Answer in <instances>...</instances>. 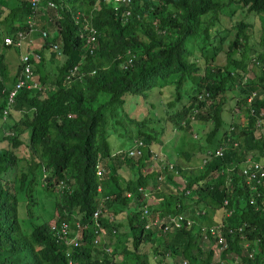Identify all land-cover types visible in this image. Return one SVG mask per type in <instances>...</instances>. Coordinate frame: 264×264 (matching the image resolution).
<instances>
[{
	"label": "trees",
	"instance_id": "1",
	"mask_svg": "<svg viewBox=\"0 0 264 264\" xmlns=\"http://www.w3.org/2000/svg\"><path fill=\"white\" fill-rule=\"evenodd\" d=\"M231 3L240 5L254 21L256 15L261 19L264 14V0H55L54 9L42 12L32 32L36 45L19 53L40 56L37 62L30 60L31 78L37 87L21 88L14 96L5 121L12 120L8 126L13 136H2L0 131V264H130L121 255L116 260L101 233L104 229L114 241L124 237L120 254L130 256L131 264H181L183 260L210 264L218 254L225 259L230 253L243 264H264V210L248 204V191L240 176L247 154L264 168V41L260 49H252L248 41L252 23L238 21L229 27L223 23H230L223 12ZM28 14V0H17L4 12L0 10V49L22 47L23 42L19 48L14 43L5 45L2 38L7 35L14 42L17 31L25 35ZM41 30L46 32L45 38H41ZM221 31H234L225 51L217 50V42L226 40ZM88 37L92 40L87 41ZM195 41L202 43L197 53ZM52 44L57 46L51 57L55 70L47 83L43 51H51ZM206 45L212 50L209 54ZM219 52L221 60L215 59ZM55 56L62 59L58 62ZM249 64L257 65L251 78L246 76ZM4 65L0 52V110L5 105L4 92L19 73L17 62L16 74L8 83ZM165 82L174 96L171 101L156 100L154 106L165 107L161 109L173 127L188 128L196 119L212 123L201 147V164L192 169L172 165L165 158L152 165V154L157 153L154 129L145 125L147 120L141 114L133 119L124 111V106L144 105L152 94L162 97ZM234 90L245 118L230 133L237 145L228 147L221 157H206L205 151L218 144L219 128L227 124L222 106L230 97L225 94ZM150 106L153 112V103ZM120 111L134 123L132 136L123 134L132 145L141 142L138 156L127 157L126 152L109 146L107 136L122 128ZM24 132L27 160L11 151L22 144ZM182 154L186 159L189 156ZM21 162L25 165L16 179L24 194L27 232L18 223L19 201L13 182L6 181ZM123 164L133 170L134 178L124 173ZM96 165L102 169L98 176ZM171 170L181 178L182 186L171 181ZM162 172L165 184L171 187L159 190ZM32 184L50 193L51 214L46 218L39 214L41 205L36 208L37 190ZM149 188L154 193L142 196ZM172 188L175 190L170 192ZM256 190V203L264 207V178ZM224 199L231 216L222 222L212 219ZM145 203L151 217L180 214L192 223L164 233L156 226L145 227L141 217ZM96 208H100L98 225L91 218ZM114 208L124 212L121 221L113 220ZM196 208H204L205 214L194 215ZM213 221L241 227L232 233L221 228L227 248L220 253L216 238L201 232L202 226L209 228ZM62 223L74 233L59 240ZM241 235L248 242L256 240L255 244L249 243L245 250ZM146 246L152 252H143L141 247ZM251 249L252 258H248L245 253Z\"/></svg>",
	"mask_w": 264,
	"mask_h": 264
},
{
	"label": "rangeland",
	"instance_id": "2",
	"mask_svg": "<svg viewBox=\"0 0 264 264\" xmlns=\"http://www.w3.org/2000/svg\"><path fill=\"white\" fill-rule=\"evenodd\" d=\"M17 3V0H0V10L2 12H4L7 7L9 6H13ZM223 14L227 17L228 22H230L229 24L225 23V20L223 21V23L229 27L230 24H235L238 21H246L248 23H252V26L249 30L250 32V36H249V43L251 45L252 49L258 50L262 47L261 41H264V14L261 15V19H258L257 15H256V20L254 21L252 19V15H249L246 17L244 10L242 9V7L238 4L235 3H231L229 5H227L224 9ZM258 19V20H257ZM233 32L234 31H230L229 33L221 31L220 35H224L225 39L222 43H218L219 49H221V51H225L227 49V44L229 42L230 39H232L233 37ZM194 51L197 53L198 50V46H202V43L200 41H195L194 42ZM191 46V45H190ZM207 49H204L205 52L207 54L211 53V49L208 45H206ZM23 47H21L19 50L18 49H14L13 47H10L7 49V52L5 51V53L9 54L6 55V59L7 61H10V59L12 60H17L19 53L22 50ZM203 49V47H202ZM43 55L44 58L46 59V63H45V68H44V73L46 72L48 79H47V83H50L52 77H53V72L55 70V62L51 61V57H53L55 55L54 51H43ZM220 52L217 53L215 55V59L218 57L219 60L222 59L221 56H219ZM62 58L60 56H55L54 60H57L58 62L61 60ZM257 73V65L255 64H249L248 65V72L246 74L247 78H251L253 76V74ZM46 83V84H47ZM165 86H163L161 95H163L162 97H160L159 95L156 94H152L150 95V97L147 99L146 103L143 105H141L140 103H137L135 105L134 108H129L128 106H124V111L126 116H128L129 118H133L136 119L138 117L139 114H141L142 118H145L147 120V123H145V125H147L148 127H151L154 129V132L156 134V143H155V148H157L156 152L157 154V159L156 160H162V158L169 160V162L172 165H177L180 168L183 169H192L198 165L201 164V159L202 156L204 154V151H202L201 147L202 144L204 143V139H205V135L208 132V130L211 127V121L207 120V121H200V120H195V122L192 124V126H189L188 128H175L173 127V123L171 121V119L169 117L166 116V113L161 109V108H165L164 106L160 108L154 106V102L156 100L160 101L162 100L163 102L165 100L167 101H171V99L173 98L174 94L173 93V88L170 86L169 83H164ZM237 91H230L228 93L225 94V97H230V99H227L225 101V103L222 106V115L226 117L225 121L227 122V124H225L224 128H219L218 133V137H220L221 135H223V132L225 131V134H228L229 131L227 132V130H229V126H232V130L233 132L237 131V125H239L240 123H242V120L245 119L244 115L242 113V110L240 109L241 105H237L236 104V98H237ZM191 96V94H190ZM162 102V103H163ZM150 103H153V112L150 110L151 106ZM186 103V102H185ZM127 117L124 116V114H121L120 111V122L122 125V128L119 130V132L122 133V135H119L118 133H110L109 136H107L108 139V143L109 146L111 148V150H115V149H120V151L126 152V150L132 145V142L129 140V138L124 137L123 132H125L128 136H132V130H134V123H130L127 121L126 119ZM229 122V125H228ZM12 120L9 119L8 123L6 124L5 127H8V125H11ZM228 125V127H227ZM192 127V128H191ZM227 128V129H226ZM195 134V138L193 139L192 135ZM196 139V140H195ZM194 140V141H193ZM21 141L22 144L16 148H12L9 144H5L8 148H12L11 151L14 153L15 156H17L18 158H22V159H28V151L25 147V135H23L21 137ZM182 151L186 152L189 154L188 158L186 159L184 154H182ZM251 154H247L245 157L252 159L253 157L250 156ZM156 160H153V164L155 165ZM126 162V160H124ZM124 162V163H125ZM24 163L21 162L19 164V166L16 168L13 167V169L8 173V175L6 176V181L8 180L9 183H11L13 185L14 192H15V196L16 199L19 201L17 204V217H18V223L21 226V229L24 232L28 231V227L24 224L25 218L23 219L24 213H23V205L24 203L22 201H24V194L23 192H21L20 190H18L17 185H18V180L16 179V177L19 174L20 171V167L24 168ZM150 165L148 167V169L151 168ZM158 168H160L161 164H156ZM124 167V173L127 175H130L132 178H134L133 175V170H129V168L123 164ZM172 172V179L171 181L174 184H177L178 187L182 186V180L181 178L174 172V170H171ZM166 175V174H164ZM164 175L162 172V176H160V183L158 184V189L159 190H164L167 188H170L171 185L170 184H165L164 182ZM38 175L36 176V181L39 182L38 180ZM13 180V181H12ZM32 189L37 190L35 198L37 201V206L36 208H38L41 205V209L39 210V214L41 215V217L46 218L47 215L51 212V207H52V200L50 198V193L41 189L40 186H38V184H32L31 185ZM175 190V188H172L170 190V192H173ZM146 194H152L154 193L153 190H151L150 188L147 189L145 191ZM191 193V192H190ZM191 195V194H190ZM132 204V202L130 203ZM129 204V205H130ZM39 209V208H38ZM115 212L114 213V219L115 221H121L124 218V212L121 211L122 209H117L114 208ZM51 214V213H50ZM223 216V213L220 209L216 210L214 212V215H212V219L214 220H221ZM215 222V221H213ZM104 235H105V241L109 244V246H112V249L115 252V258L116 260H118V258H126L127 263H132V259L130 256H126L123 254H120V252L122 251L124 244H125V239L123 236H119L118 240L115 239L114 241V237H112L111 235H109L107 233V231L104 229ZM104 240V239H103ZM104 241V242H105ZM103 242V243H104ZM142 251L145 252L147 251L148 253L152 252V248L149 246L146 247H141ZM120 255L122 257H120Z\"/></svg>",
	"mask_w": 264,
	"mask_h": 264
},
{
	"label": "built area",
	"instance_id": "3",
	"mask_svg": "<svg viewBox=\"0 0 264 264\" xmlns=\"http://www.w3.org/2000/svg\"><path fill=\"white\" fill-rule=\"evenodd\" d=\"M117 1V0H116ZM124 2H128L129 0H122ZM28 8H29V14L27 15V18L24 20V24L28 27V31L25 33L28 34L31 31H35V21L37 18H39L38 13H40V16H42L45 11V9H54L55 8V0H28ZM41 11V12H38ZM75 19H78L77 16H75ZM25 35L20 32L17 31L16 32V40L14 42H12V38L5 35L2 38V41L5 45H10L12 43H14V45L16 47H20L21 43L24 41L25 39ZM40 36L41 38H45L46 37V32L44 30L40 31ZM92 37H88L87 41H91ZM52 51H55L57 46L56 44H52L50 46ZM39 55L37 53H33L30 52L29 53H24V54H20L19 55V59H18V68H19V73L16 77V80L13 84V86L8 90L5 91L4 95H5V105L2 109V114H1V118L4 120L6 118V114L8 109L12 106L13 101H14V96L16 95L17 91L20 90L21 88H26V89H30V88H36L37 87V83L35 81L32 80L31 75H32V70H31V62L30 60H34L35 62H37L39 60ZM74 68V67H73ZM248 100H250V96L248 97ZM232 127H230L231 129ZM3 134L5 135H12V133L10 131H3ZM262 134L264 135V130H262ZM227 140H229V138H227ZM231 144V147H236L237 142L236 141H231V143H229V145ZM141 146V142H135L132 146H130L127 150H126V155L127 157H134V156H138L140 155V147ZM224 147L223 146H217L212 148L211 150H206L205 151V156L209 157V156H213V157H221L222 156V152H223ZM153 159L156 160L157 158V153H153ZM206 159H203L202 163L205 162ZM169 169H171V166H168ZM101 168L98 167V165L95 166V174L98 176L101 173ZM240 176L242 177L241 179L243 180L244 186L246 187L247 191H248V204L252 205L255 207V210H264V207L260 205V203H256V198L259 197V192L256 190V185H260L262 183V180L264 178V168L262 167V165L258 162L255 161L253 159H249V158H245L244 160V166L241 168V172H240ZM160 179V177H158V180ZM62 185V184H61ZM62 187V186H61ZM156 189H158V186L156 187ZM140 190V188H139ZM147 190V189H146ZM145 190V191H146ZM145 191H142L141 194L142 196L147 195L145 193ZM187 193V192H186ZM126 197H129V194L126 195ZM222 206H221V211L223 213L222 219L220 220L222 222L224 217H229L232 214V210L230 209H226L225 206L227 204V200L224 199L221 202ZM147 203L143 204V208L141 210V217L145 218L146 220V225L145 227H153L156 226L157 228H159L163 233L167 232L168 230H173V229H180L181 227H185L188 228L189 225L192 223V221L188 220V219H184L185 217L183 215L177 214V215H165V216H158V215H153V217L150 216L149 212H148V208H147ZM100 213V208H96L92 214H91V218L94 221L95 225H98L97 223V218H98V214ZM205 214V209H194V215L196 216H200ZM213 223L209 228H207L206 226H202V233L205 234V232L207 231L208 233H210V235H212L213 237L216 238V249L217 251H219V253L227 248V243L225 241L224 236L221 235V228H223L224 230H227L228 233H232L235 231H240L241 227H229V226H223L222 223ZM78 223L75 222V226H77ZM58 234H57V238L63 239L64 235L66 234H73L74 232L69 230V226L66 223H62L58 229ZM104 233V232H101ZM100 233V235H98L97 239L95 241H98L99 237L102 235ZM75 235L72 236V238H69V242L72 241L74 239ZM240 242L241 245L245 248V250H247L249 243L251 244H255L256 240H252L251 242H248L246 240V238L244 236H240ZM253 250L251 249L250 251L246 252V256L248 258H252V254H253ZM223 261L227 264H243L242 261H240V259L238 258L237 255H234L232 253H230L229 255H227L225 257V259H222L219 254L215 257L214 261L211 262L212 263H218V264H222ZM181 264H186V261H182Z\"/></svg>",
	"mask_w": 264,
	"mask_h": 264
},
{
	"label": "crops",
	"instance_id": "4",
	"mask_svg": "<svg viewBox=\"0 0 264 264\" xmlns=\"http://www.w3.org/2000/svg\"><path fill=\"white\" fill-rule=\"evenodd\" d=\"M42 18V16L39 17V20ZM33 31H31L30 33L26 34L25 35V39L23 41V49L26 50L27 48H31L34 44L36 45V37L33 36ZM8 49V48H7ZM7 49H0V52L3 53V63L5 64L4 66H6V71H7V75L9 76V81L8 83L10 82L11 78L13 76H15L16 74V71H17V62H18V59L17 60H12L10 59V61H7L6 59V55H9L7 53L4 54V52L6 51L7 52ZM23 135H26V133L24 132ZM156 200V199H155ZM154 201H151V203L155 202ZM177 261V260H176Z\"/></svg>",
	"mask_w": 264,
	"mask_h": 264
},
{
	"label": "clouds",
	"instance_id": "5",
	"mask_svg": "<svg viewBox=\"0 0 264 264\" xmlns=\"http://www.w3.org/2000/svg\"><path fill=\"white\" fill-rule=\"evenodd\" d=\"M40 17V16H39ZM39 19V18H38ZM252 97V94H251V96H250V98ZM13 105V104H12ZM12 107V106H11ZM10 107V108H11ZM9 108V109H10ZM3 109V108H2ZM2 109L0 110V128H1V133H2V136H9V137H12L13 136V131H11V129H9V126L8 127H5L6 126V123H5V121H6V118H7V115H8V111H9V109H8V111H7V114H6V118L3 120L2 118H1V114H2ZM191 118V117H190ZM192 119V118H191ZM230 127H232V126H229V130H227V131H229V133H228V135L227 134H225V135H221L220 137H218V139H217V141H218V144L217 145H215V147H217V146H223L224 147V149H223V152L222 153H224L227 149H228V147H231V144L229 145V143H231V141H232V137H231V135H230V133H231V130H232V128L230 129ZM3 131L5 132V131H10L11 133H12V135H5V134H3ZM227 138H229V140H227ZM233 148V147H232ZM235 148V147H234ZM158 154V153H157ZM223 155V154H222ZM254 160V159H253ZM256 161V160H255ZM263 167V166H262ZM230 170H231V168H230ZM97 176V175H96Z\"/></svg>",
	"mask_w": 264,
	"mask_h": 264
}]
</instances>
